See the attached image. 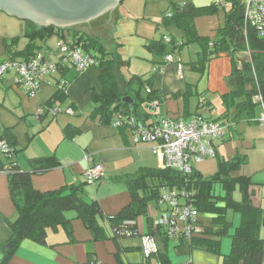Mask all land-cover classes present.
<instances>
[{
	"label": "crops",
	"instance_id": "0c3cea01",
	"mask_svg": "<svg viewBox=\"0 0 264 264\" xmlns=\"http://www.w3.org/2000/svg\"><path fill=\"white\" fill-rule=\"evenodd\" d=\"M172 1L177 4L190 3L195 7H202L211 4L214 0ZM169 2L170 0H144L142 4V0H121L114 10L102 15L104 19L101 25L108 34L107 39L104 41L102 39V43L108 51L115 52L122 62L127 63L121 66L120 70H115L119 88L121 92L123 89L125 92L128 91L130 95L125 97L131 98L134 91L125 88L129 79L135 76L144 82L141 96L146 95L145 88L156 92L161 104L154 112L156 115L150 117L147 123L161 118L186 121L198 114L206 118L218 119L224 112L220 96L235 87V81L230 75V58L226 54L211 60L205 71L199 73L193 69V64L197 61L200 48L198 45H193L183 48L178 53L179 58L177 54L172 55L174 60L178 59L183 64L181 78L176 74L177 61L168 64L163 74L151 70L161 62L162 58L153 55L147 49V45L160 37L158 23L165 15ZM220 10L214 15L195 19L194 25L199 36L215 38L216 31L223 27L225 21V13ZM25 28V21L0 12V62L10 57L3 46L4 40L18 37L20 39L15 50L17 52L24 50L28 43L23 37ZM57 42L58 38L55 36L38 42L37 53L57 60ZM246 56L247 54L241 55L244 59ZM60 80L67 82L66 92H61L62 98L52 103L62 110L72 109L74 115L62 113L55 117L44 116L36 120L33 113L53 99ZM187 87L191 88V97L185 117L180 95L186 92ZM133 88L136 90L135 86ZM100 91L99 70L96 67L83 73L75 70L65 74L55 72L44 79L39 90L32 96L26 93L12 73L6 74L0 80V135L6 130L13 135L15 165L21 171L30 172L33 160L55 157L60 164L42 174H31V187L34 190L49 192L65 186L85 184L83 173L94 166L102 167L101 177L93 183L84 185L83 199L86 202L95 201L99 204L103 216L98 219V224L106 237L94 241L92 234L81 220L76 218L75 213L65 212L64 216L70 220L72 242H69L64 227L47 229L44 244L30 240L22 241L6 264H89L91 262L142 264L144 262L141 235L147 231L150 220L155 218L163 207L156 203L148 204L146 214L138 217L133 230L124 226V231H120L117 235L105 216L118 214L131 201L125 182L127 176L143 168L164 169L163 162L152 153L149 145L133 146L126 129L118 130L111 125L102 124L97 116H92L94 105L92 95ZM126 104L132 106V103ZM131 106L128 108L131 109ZM150 111L153 112V109ZM238 132L240 133L233 132L228 140L226 138L218 143L215 158L204 160L194 169L203 177L212 176L217 171L218 161H227L237 155L243 156L246 159L245 164L232 176L250 179L251 203L264 208V126L239 124ZM0 157L4 159L1 152ZM232 215H236L234 219L237 217V220L233 219V221L238 226L240 216L236 213ZM205 216L208 219H202L203 215H199V220L207 226L211 216ZM16 218L17 211L9 195L7 172H0V246L9 240L8 225ZM229 233L230 231L227 236ZM154 241L158 252L166 255L168 264H222L221 256L206 249L193 248L188 243L173 240L164 243L158 235L154 236ZM230 248V241L222 237L221 255L228 254ZM151 262L156 264L154 259Z\"/></svg>",
	"mask_w": 264,
	"mask_h": 264
},
{
	"label": "trees",
	"instance_id": "16d2710c",
	"mask_svg": "<svg viewBox=\"0 0 264 264\" xmlns=\"http://www.w3.org/2000/svg\"><path fill=\"white\" fill-rule=\"evenodd\" d=\"M222 1L226 3L225 8L221 7L219 0L202 7H195L190 3L177 4L170 0L165 15L158 23L160 37L150 41L147 49L153 55L162 58V62L166 55L181 51L184 46L196 44L200 52L193 69L199 73H203L207 64L222 54L230 58V75L235 81V87L220 96L224 112L218 119L204 117L213 121L224 120L228 123L229 131L223 139L228 140L233 132L240 133L239 124H260L258 117L261 104L264 105V37H259L256 30L244 22L243 9L238 0ZM220 9H225V21L223 27L216 31L215 38L199 36L194 25L195 19L201 15H214ZM25 24L23 37L28 43L23 51L15 50L20 38L3 41L9 59H28L37 53L38 42L55 36L60 40L70 39L98 61L96 68L99 70L101 91L92 95L94 103L92 116H97L102 124L111 125L112 118L118 111L145 123L156 115L155 111H150V104L155 102L159 107L161 104L159 96L155 91L141 96L144 82L135 76L129 79L125 88L134 91L133 95L131 94L132 106L118 103L119 99L130 94L124 89L121 92L115 70H120V67L127 63L122 62L115 52L108 51L98 37L79 32L75 28L38 27L29 21H25ZM164 37H168V43L163 41ZM243 54H247L245 59L241 57ZM66 72L68 71L64 70L60 73ZM61 92L64 93L58 90L53 99L44 106H53V101L62 98ZM180 96L183 101V113L187 117L191 88L187 87L186 92ZM257 97L262 103L255 100ZM130 106L131 109L128 108ZM0 140H4L11 148L10 153H1L5 160L0 157V172H7L9 195L17 211L16 220L8 225L10 238L0 246V264H6L24 240L44 244L47 229L64 227L69 242H72L70 220L64 216V213L69 211H73L76 218L81 220L92 234L94 241L106 238L98 224V219L103 216L99 204L95 201L86 202L83 199L84 185L87 183L85 180V184L77 186H65L49 192L36 191L31 187V174H42L58 167L60 164L57 159L48 157L33 160L30 172L21 171L14 163L16 152L13 135L6 130L0 135ZM245 162L246 159L238 155L227 161H218L216 173L208 177L201 176L195 169L189 175H183L169 168L139 169L133 175L126 177L125 182L131 197L129 204L118 214L105 218L116 235L124 231V226L133 230L138 217L146 214L148 204H158L159 195L163 190L182 191L190 196L189 200L199 215H210L211 219L207 226L199 220L202 232L193 235L190 242L179 241V243H188L193 248H203L215 253L222 257V264H264V208L251 203L252 196L249 189L252 185L251 180L232 176ZM236 189L241 195L239 201L234 200ZM229 211L240 216L239 225L231 236L229 253L221 255L220 239L228 235L232 225L227 218ZM145 233L153 234L150 222ZM156 233L164 243L168 242L162 232ZM152 259L156 264H168L166 255L158 251L144 259L142 264H153Z\"/></svg>",
	"mask_w": 264,
	"mask_h": 264
},
{
	"label": "built area",
	"instance_id": "2783aa9c",
	"mask_svg": "<svg viewBox=\"0 0 264 264\" xmlns=\"http://www.w3.org/2000/svg\"><path fill=\"white\" fill-rule=\"evenodd\" d=\"M243 9L244 22L253 27L259 37H264V0H238ZM222 8L226 3L219 0ZM165 43L169 42L164 37ZM57 60H52L45 54L36 53L26 60L6 59L0 62V80L8 73L16 76L17 82L25 89L28 95H34L46 77L55 72L75 70L83 73L98 65V61L70 39L60 40L56 44ZM176 62L172 55L163 57L161 63L152 67V72L163 74L168 64ZM177 76L182 77L183 66L177 61ZM65 80H60L57 90L66 92ZM146 94L151 90L145 88ZM260 103V98L255 99ZM150 108L156 111L155 102ZM74 115L72 109L62 110L59 106H40L33 113L36 120L44 116L55 117L58 114ZM258 122L264 125V105ZM111 126L124 128L128 131L133 146L149 145L152 153L158 156L164 168L175 170L183 175L192 173L194 167L206 159L216 157L217 145L228 134V123L224 120L213 121L202 116H195L190 120L161 118L151 123H145L131 115L122 112L114 114ZM11 148L0 140V152L10 153ZM86 158V157H85ZM103 169L94 166L83 173L87 183H93L101 177ZM184 192L163 190L159 195L158 205L163 208L153 218L151 230L153 234L141 235V249L144 259L155 254L158 249L154 241L156 232H162L168 240L175 242H190L191 237L202 232L199 222V213ZM158 235V234H157ZM89 264H95L91 262Z\"/></svg>",
	"mask_w": 264,
	"mask_h": 264
},
{
	"label": "water",
	"instance_id": "95a60500",
	"mask_svg": "<svg viewBox=\"0 0 264 264\" xmlns=\"http://www.w3.org/2000/svg\"><path fill=\"white\" fill-rule=\"evenodd\" d=\"M121 0H0V12L38 27L72 28L114 10ZM118 103H133L122 97Z\"/></svg>",
	"mask_w": 264,
	"mask_h": 264
},
{
	"label": "rangeland",
	"instance_id": "374dc122",
	"mask_svg": "<svg viewBox=\"0 0 264 264\" xmlns=\"http://www.w3.org/2000/svg\"><path fill=\"white\" fill-rule=\"evenodd\" d=\"M143 1L144 0H142V4H143ZM221 11H224V10H220V12ZM200 17H204L203 15H201V16H199V17H197V18H200ZM196 18V19H197ZM103 17L101 16V17H99V19H94V20H91V21H89V22H87V23H84V24H80V25H77V26H74V27H72V28H75L76 30H78L79 32H82V33H88L89 35H91V36H95V35H98V36H100V37H102V38H100L101 39V41H102V39H103V41L105 40V39H107V31L106 30H104V27L101 25L102 24V21H103ZM98 25V26H97ZM193 45H195L196 46V44H191V45H189V46H184L183 48H189V47H191V46H193ZM180 51H176V52H174L172 55H174V54H177V58H179V53ZM174 61H179L181 64H182V62L180 61V60H178V59H175ZM182 66H183V64H182ZM188 65H186V67H187ZM189 67V66H188ZM207 160V159H206ZM234 200L235 201H239L240 199H241V195H240V193H239V191H238V189H236V191L234 192ZM233 213L230 211L229 212V214H228V216L227 217H229L228 219H229V221L232 223V226H231V228L229 229V231H230V233H229V236H224L223 238L226 240V241H230V243H231V236H232V234L234 233V231H235V226H237V224H235L234 223V221H233V219H234V216H236V215H232ZM202 219H208L207 218V216H203L202 217ZM234 220H237V217H235V219Z\"/></svg>",
	"mask_w": 264,
	"mask_h": 264
}]
</instances>
